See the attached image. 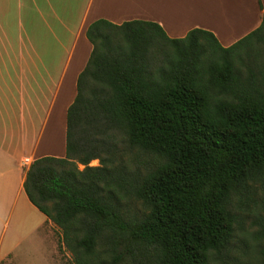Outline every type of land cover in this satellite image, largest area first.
I'll return each instance as SVG.
<instances>
[{
	"label": "trees",
	"instance_id": "1",
	"mask_svg": "<svg viewBox=\"0 0 264 264\" xmlns=\"http://www.w3.org/2000/svg\"><path fill=\"white\" fill-rule=\"evenodd\" d=\"M261 10L259 26L228 47L198 28L171 39L140 20L87 27L92 51L66 112L65 156L33 161L23 184L73 264H92L97 245L109 260L97 264L219 261L233 237L232 196L264 178ZM112 131L156 167L129 172ZM131 200L145 212L129 214Z\"/></svg>",
	"mask_w": 264,
	"mask_h": 264
},
{
	"label": "crops",
	"instance_id": "2",
	"mask_svg": "<svg viewBox=\"0 0 264 264\" xmlns=\"http://www.w3.org/2000/svg\"><path fill=\"white\" fill-rule=\"evenodd\" d=\"M225 1L226 12L239 11L235 0H0V264H53V224L24 193L22 161L65 156L66 112L92 51L87 27L140 20L171 39L198 28L228 47L236 40L224 43L218 22L188 11L224 15Z\"/></svg>",
	"mask_w": 264,
	"mask_h": 264
},
{
	"label": "rangeland",
	"instance_id": "3",
	"mask_svg": "<svg viewBox=\"0 0 264 264\" xmlns=\"http://www.w3.org/2000/svg\"><path fill=\"white\" fill-rule=\"evenodd\" d=\"M249 4L244 7L242 4ZM263 1V0H262ZM240 5V9L233 14L227 11V1L223 6L226 7V14L219 13L220 11H214L210 6L208 8L201 7L200 5H193L188 9L193 15L198 18H209L212 21L219 23V35L224 43H231L239 40L247 32L254 30L256 23L261 22L262 10L264 6L259 0H235ZM223 3V2H222ZM215 5V3H214ZM216 6V5H215ZM195 13V14H194ZM211 21V22H212ZM260 24V23H259ZM216 37V36H215ZM226 40L224 41L223 38ZM244 49L239 50L234 57V63L238 65V61L244 57ZM250 53H260L256 60V65L263 61L261 57L263 53V47L261 44L253 41L252 46L249 49ZM157 58V66L165 65L168 59L161 56H155ZM112 142L116 143L119 151L122 153L125 163L129 172H137L144 175L146 172L154 169L157 165L158 158L152 154L141 151L137 148H129L122 134L116 131L110 133ZM99 166L98 160L90 162V167ZM79 169H83V166H79ZM125 210L132 215L137 212L144 213L145 210L134 200L126 201L124 203ZM230 210L235 214L236 222L233 229V237L229 243L227 249L222 253L219 261L215 264H264V178L252 183H249L243 190L232 196ZM51 236L56 244V255L53 258V264H73V257L69 253L61 242V231L53 225ZM102 248L97 245L95 248V255L92 264L103 258L108 263V257H103ZM6 264V263H1ZM121 264H133L129 259H126Z\"/></svg>",
	"mask_w": 264,
	"mask_h": 264
},
{
	"label": "built area",
	"instance_id": "4",
	"mask_svg": "<svg viewBox=\"0 0 264 264\" xmlns=\"http://www.w3.org/2000/svg\"><path fill=\"white\" fill-rule=\"evenodd\" d=\"M32 163H33L32 160H30L29 158H25L22 161L24 168H29ZM89 166H90V163H89Z\"/></svg>",
	"mask_w": 264,
	"mask_h": 264
},
{
	"label": "bare ground",
	"instance_id": "5",
	"mask_svg": "<svg viewBox=\"0 0 264 264\" xmlns=\"http://www.w3.org/2000/svg\"><path fill=\"white\" fill-rule=\"evenodd\" d=\"M195 14V13H194Z\"/></svg>",
	"mask_w": 264,
	"mask_h": 264
}]
</instances>
